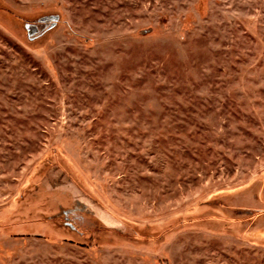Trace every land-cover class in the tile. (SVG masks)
I'll return each instance as SVG.
<instances>
[{
    "label": "rangeland",
    "instance_id": "374dc122",
    "mask_svg": "<svg viewBox=\"0 0 264 264\" xmlns=\"http://www.w3.org/2000/svg\"><path fill=\"white\" fill-rule=\"evenodd\" d=\"M0 264H264V0H0Z\"/></svg>",
    "mask_w": 264,
    "mask_h": 264
}]
</instances>
